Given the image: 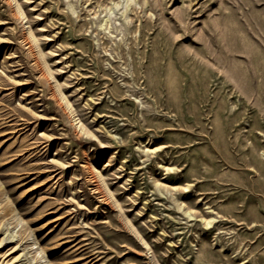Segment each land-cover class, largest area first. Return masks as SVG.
I'll return each instance as SVG.
<instances>
[{"label":"rangeland","instance_id":"374dc122","mask_svg":"<svg viewBox=\"0 0 264 264\" xmlns=\"http://www.w3.org/2000/svg\"><path fill=\"white\" fill-rule=\"evenodd\" d=\"M17 1L0 264H264V0Z\"/></svg>","mask_w":264,"mask_h":264},{"label":"bare ground","instance_id":"6f19581e","mask_svg":"<svg viewBox=\"0 0 264 264\" xmlns=\"http://www.w3.org/2000/svg\"><path fill=\"white\" fill-rule=\"evenodd\" d=\"M11 2H15V3H16V13H17V16H19V17H23V18H26V17H25V12H24V10L22 9V6L18 3V1H17V0H11ZM126 2H127V6H126V8L128 7V4H129V3H133V2H134L135 4H137V3H136V0H126ZM27 31H28V34H29L31 40H32L33 42H35V44H36L35 47L38 49V58H39L40 60H43V64H44L45 72H46L47 76H49V78L55 79V76H54V74H53V72H52L50 66L48 65V63H47L46 60H45V54H44L43 51L41 50L40 45H39V43H38V41H37V38L34 36V34H33V32H32L31 26H28V27H27ZM55 83H56L57 91L59 92V94H60L62 100L65 102L66 106L69 107V106L71 105L70 101H69L68 98H67L66 96H64V94L62 93V91H61V87H60V85L57 83V81H56ZM189 216H192V214L189 213ZM212 221H213V219L208 220V221H206V222H207L206 224H207V225H210V224L212 223ZM10 238H12V237H10ZM15 249H16V248H15ZM18 258H19V256L17 257V259H18Z\"/></svg>","mask_w":264,"mask_h":264}]
</instances>
